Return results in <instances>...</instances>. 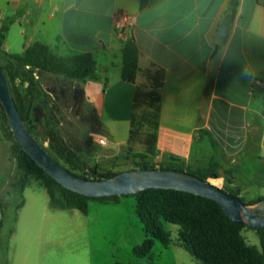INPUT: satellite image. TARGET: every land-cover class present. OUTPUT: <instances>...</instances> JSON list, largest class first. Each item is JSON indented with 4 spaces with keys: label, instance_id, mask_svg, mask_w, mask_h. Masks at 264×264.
<instances>
[{
    "label": "crops",
    "instance_id": "obj_1",
    "mask_svg": "<svg viewBox=\"0 0 264 264\" xmlns=\"http://www.w3.org/2000/svg\"><path fill=\"white\" fill-rule=\"evenodd\" d=\"M229 3L0 0L2 49L20 54L40 43L62 57L93 55L95 79L73 82L82 92L84 115L95 114V122L90 119L95 144L99 138L106 141L103 132L115 135L116 127L126 126L127 140L117 144L127 146L136 87L150 90L156 80V158L173 157L194 168L214 163L223 177H228L224 171L231 173L229 182L240 190L252 186L264 190V5L238 0L227 40L219 45L215 39L230 14ZM119 11L133 20L131 36L139 52L135 84L120 76L123 42L115 32ZM97 87L100 93L94 94ZM116 150L102 158L115 156ZM22 196L24 204L14 224L13 214L5 215L0 199V260L5 257L7 264H35L47 233L61 218L56 212L62 210L50 206L47 194L48 207L30 185Z\"/></svg>",
    "mask_w": 264,
    "mask_h": 264
},
{
    "label": "trees",
    "instance_id": "obj_2",
    "mask_svg": "<svg viewBox=\"0 0 264 264\" xmlns=\"http://www.w3.org/2000/svg\"><path fill=\"white\" fill-rule=\"evenodd\" d=\"M259 1L264 5V0ZM229 6L230 14L233 17L237 11L238 0H230ZM2 46L3 36L0 35V67L8 78L15 106L34 136L40 133L39 128L42 129L52 152L50 154L68 171L88 180H106L121 173L105 170L98 163L90 166L82 161L64 141L57 124H51L49 117L39 122L33 117L34 111L39 114L44 104L48 106V93L39 78L43 74H49L52 77L78 82L95 79L96 62L93 55L85 53L62 57L54 54L48 46L40 43L25 48L20 54H9L2 49ZM138 56L139 52L132 38L123 43L121 80L135 84L138 72ZM150 85V90L136 87L134 114L139 106L148 105L151 107V104H154L155 117L149 126L152 132L144 141V151L133 155L127 154L124 157L134 164V167L129 170H174L186 172L202 180H206L211 173H217L220 166L214 163L192 171L182 160L173 157L155 162L154 146L159 114V85L156 80H153ZM134 114L130 123L128 146L135 142L132 131ZM0 119L4 125L5 135L13 142V153L20 171L16 182L18 201L13 206V224L16 221L17 211L24 204L22 193L24 188L30 185V180L38 182L44 188L52 208L78 210L84 215L88 213L90 201L116 204L122 197H126L90 198L65 189L51 179L21 150L13 138L1 105ZM224 174L226 177L228 176L226 179L229 181L231 173L224 171ZM222 190L238 197L237 189V191ZM131 196L135 199V214L145 233L143 242L132 249L136 259L148 257L155 241L166 246L169 244V234L163 228V223L166 222L178 226L180 245L200 264H264V228L252 229L245 224L239 226L233 223L214 201L182 191L164 189H148ZM262 198L264 196L246 205L256 204ZM240 200L242 201V198ZM246 227L257 233L259 247L246 243L241 233ZM12 233L13 228L9 229L8 236ZM0 264H7L5 257L2 261L0 260ZM116 264L124 263L118 262Z\"/></svg>",
    "mask_w": 264,
    "mask_h": 264
},
{
    "label": "rangeland",
    "instance_id": "obj_3",
    "mask_svg": "<svg viewBox=\"0 0 264 264\" xmlns=\"http://www.w3.org/2000/svg\"><path fill=\"white\" fill-rule=\"evenodd\" d=\"M39 79L48 93V106L44 104L39 114L35 111L37 122L49 117L51 124H57L59 133L67 145L90 166L98 163L101 168L116 173L128 171L134 167V164L124 157L127 154L133 155L145 150L144 141L152 132L149 126L155 117L154 104H151V107L141 105L137 108L132 121L135 142L125 147L117 144L120 141L125 142L128 137L127 127L118 126L115 135L111 131L102 133L107 142V146H102L91 140L89 117L93 112L86 116L83 110L82 116L77 117L70 94H67L65 98L59 97L58 93L51 94L49 89L54 86L51 82L54 78L49 74H43ZM97 82L103 83L102 81ZM97 93H100L99 88L94 91V94ZM39 131L40 133L35 136L36 139L49 153H52L42 129L39 128ZM12 145L13 142L5 135L4 125L0 119V199L5 202V215L13 214V206L18 201L16 182L20 171ZM112 149H117L116 155L103 159L105 153ZM188 166L192 171L197 169ZM206 181L220 189L238 190L245 204L264 196V190L257 189L256 186L240 190L237 183L231 184L223 176L217 179L209 176ZM29 183L38 199L43 200L48 207L44 188L34 180H30ZM134 206L135 199L132 196H126L120 199L119 204L90 201L87 216L78 210H57L56 213L61 218L55 224L53 232L47 233L45 246L35 264H116L118 262L124 264H200L180 245L178 226L166 222L163 223V228L169 234V244L166 246L155 241L148 257L136 259L132 249L143 242L145 233L135 214ZM3 222L8 223L7 218ZM241 233L248 245L259 247L258 235L254 230L246 227Z\"/></svg>",
    "mask_w": 264,
    "mask_h": 264
},
{
    "label": "water",
    "instance_id": "obj_4",
    "mask_svg": "<svg viewBox=\"0 0 264 264\" xmlns=\"http://www.w3.org/2000/svg\"><path fill=\"white\" fill-rule=\"evenodd\" d=\"M232 15H226L219 27L215 43L223 45L231 27ZM0 105L7 118L9 129L21 150L51 179L67 190L90 197L131 196L148 189L182 191L210 199L218 204L224 214L235 224L252 229L264 228V198L246 205L239 197L186 172L174 170H128L106 180H88L68 171L57 161L29 131L20 116L10 92L8 78L0 67ZM94 112L91 121H94ZM35 119V111L33 113ZM36 120V119H35ZM37 121V120H36ZM159 162V158H155ZM223 176L222 169L211 173V178Z\"/></svg>",
    "mask_w": 264,
    "mask_h": 264
},
{
    "label": "flooded vegetation",
    "instance_id": "obj_5",
    "mask_svg": "<svg viewBox=\"0 0 264 264\" xmlns=\"http://www.w3.org/2000/svg\"><path fill=\"white\" fill-rule=\"evenodd\" d=\"M54 79L51 80L54 85L49 89L51 94L58 93L59 97L65 98L67 97V94H70L72 99V106L75 109V114L78 117L79 115L82 116V112L84 110V105L82 101V92L80 91L79 87L74 84L73 81L62 79L60 77H53ZM89 127L90 129H94V125L90 123V117H89Z\"/></svg>",
    "mask_w": 264,
    "mask_h": 264
},
{
    "label": "built area",
    "instance_id": "obj_6",
    "mask_svg": "<svg viewBox=\"0 0 264 264\" xmlns=\"http://www.w3.org/2000/svg\"><path fill=\"white\" fill-rule=\"evenodd\" d=\"M132 27L133 20L131 16L124 11H119L116 14L115 32L116 36L121 42L124 43L132 38ZM97 143L102 146L106 145V141L103 138L97 139Z\"/></svg>",
    "mask_w": 264,
    "mask_h": 264
}]
</instances>
